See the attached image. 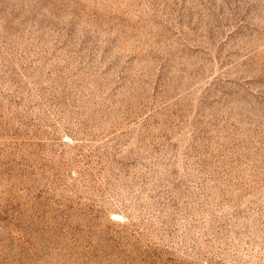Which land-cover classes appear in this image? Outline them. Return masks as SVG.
<instances>
[{
	"label": "rangeland",
	"instance_id": "374dc122",
	"mask_svg": "<svg viewBox=\"0 0 264 264\" xmlns=\"http://www.w3.org/2000/svg\"><path fill=\"white\" fill-rule=\"evenodd\" d=\"M0 264H264V0H0Z\"/></svg>",
	"mask_w": 264,
	"mask_h": 264
}]
</instances>
